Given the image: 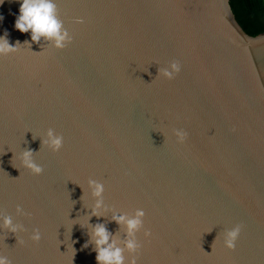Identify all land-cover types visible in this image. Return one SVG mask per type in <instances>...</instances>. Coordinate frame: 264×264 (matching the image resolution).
Listing matches in <instances>:
<instances>
[{"label": "water", "instance_id": "95a60500", "mask_svg": "<svg viewBox=\"0 0 264 264\" xmlns=\"http://www.w3.org/2000/svg\"><path fill=\"white\" fill-rule=\"evenodd\" d=\"M21 3L0 2V38L18 49L0 55V256L98 264L103 225L124 264H264V33L246 34L229 0H52L72 37L58 49L15 28ZM28 150L42 174L23 167ZM139 209L129 236L113 216Z\"/></svg>", "mask_w": 264, "mask_h": 264}, {"label": "clouds", "instance_id": "9594fccd", "mask_svg": "<svg viewBox=\"0 0 264 264\" xmlns=\"http://www.w3.org/2000/svg\"><path fill=\"white\" fill-rule=\"evenodd\" d=\"M2 2V0H0ZM2 19V17H0ZM78 23H83V19L77 20ZM15 28L22 33L31 31V39L33 42L38 43L41 36L54 39L55 47L58 49H64L67 44L72 42V37L65 30L62 32V24L57 20L55 15V5L52 0H22L19 9V15L15 22ZM5 38H0V55L7 56L11 53L18 51L16 46L10 45ZM171 71L164 70L162 76L168 80H172L176 74L181 71V65L179 61H172L169 65ZM173 134L176 137L178 143L183 144L188 133L183 129H174ZM54 152H58L63 147V137L61 135H54L52 130L48 131V140L44 141ZM33 153L28 150L23 153L22 164L23 167L29 169L33 175H40L43 169L37 165L32 159ZM89 185L93 187L94 196H101L104 191L102 184L89 180ZM100 207L97 203L96 208L93 210L92 215H97L96 209ZM17 211H20V207L17 206ZM145 216L143 209H139L136 212L135 218L128 219L125 216H113L118 224L126 223L128 229V235L132 236L141 226L142 217ZM4 226L9 229L13 234L16 233L17 228L12 227V220L10 217L4 218ZM241 232V225H236L226 232L225 239L223 241L224 247L229 250H235L236 241ZM97 245V262L98 264H124V257L122 255V249L115 248L114 245L108 244L109 234L103 225H97L93 233ZM145 239L152 237V232L148 229L144 231ZM29 239L38 243L41 240V233L39 229H33L32 235ZM17 243L23 244V240H17ZM126 248L131 253H136L139 245L135 240L130 239L126 243ZM0 264H11V261L6 256H0ZM130 264H137V256H133Z\"/></svg>", "mask_w": 264, "mask_h": 264}, {"label": "trees", "instance_id": "16d2710c", "mask_svg": "<svg viewBox=\"0 0 264 264\" xmlns=\"http://www.w3.org/2000/svg\"><path fill=\"white\" fill-rule=\"evenodd\" d=\"M232 12L243 31L255 37L264 33L263 0H229Z\"/></svg>", "mask_w": 264, "mask_h": 264}]
</instances>
